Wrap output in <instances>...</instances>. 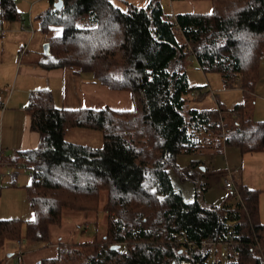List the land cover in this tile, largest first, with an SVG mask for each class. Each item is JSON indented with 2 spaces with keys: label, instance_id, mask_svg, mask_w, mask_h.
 Segmentation results:
<instances>
[{
  "label": "trees",
  "instance_id": "1",
  "mask_svg": "<svg viewBox=\"0 0 264 264\" xmlns=\"http://www.w3.org/2000/svg\"><path fill=\"white\" fill-rule=\"evenodd\" d=\"M55 1L38 16L48 43L42 54L64 76L86 71L127 91L131 106H55L48 88L28 95L38 144L7 154V162L30 172L25 188L33 218L0 219V264L7 241L49 243L65 210L90 215L93 234L58 243L56 254L39 264H264L261 190L234 181L219 205L205 204L197 192L185 201L168 173L199 166L198 158L177 166L179 154L224 145L240 153L264 149V121L254 120L245 102L264 55V0H210V12L176 14H165L158 1L128 10L112 0H62L59 9ZM0 17L20 19L14 0H0ZM186 56L204 73H218L224 88H239L243 101L231 108L218 100L215 108L187 107L189 93L196 89L200 98L207 90L191 86L180 69ZM75 128L99 133L101 144L66 139ZM216 248L224 249V261Z\"/></svg>",
  "mask_w": 264,
  "mask_h": 264
},
{
  "label": "rangeland",
  "instance_id": "2",
  "mask_svg": "<svg viewBox=\"0 0 264 264\" xmlns=\"http://www.w3.org/2000/svg\"><path fill=\"white\" fill-rule=\"evenodd\" d=\"M42 1L44 0H37L32 10L30 8L33 27L36 29L33 42L38 44L40 49L46 43L43 39V37L45 38L44 33L38 30L40 27L38 16L45 10L38 7V5H42ZM45 1L48 8L50 4L48 0ZM157 1L165 14L207 13L212 10L210 0H112L116 6L124 10H128L129 6H145L149 2ZM16 2L18 0H14L15 6ZM28 3L29 0L25 5L21 2L16 7L20 13L18 20L26 22L25 24L28 23L29 18L30 4L28 6ZM1 20L6 21L0 17ZM27 51H29V56H20L21 62L34 57L33 47ZM180 69L186 72L191 86H199L202 91L210 90L200 98H195L196 89L189 93L186 96V106L189 108H215L216 100L225 107L231 108L235 103L242 102L244 99L239 88H224L218 73H204L199 68L197 61L190 56L183 58ZM53 95L55 106L93 108L110 106L116 109H127L131 106L127 91L110 89L96 82L92 74L86 71L79 75L65 71L63 85L58 84ZM245 102L251 117L256 121H264V55L259 60L256 85L252 93L245 97ZM66 139L93 146L101 144L99 133L87 129H71L67 132ZM195 158L200 160L199 166L190 168L189 172L184 175L178 173L173 167L168 168L173 187L180 191L185 201L193 200L197 192L205 204L219 205L228 193V190L224 188V180L233 177L236 183L261 190L258 199L259 217L260 220H264V149L258 152L240 153L235 146L224 145L217 152H201L197 155L179 154L175 163L177 166L183 167ZM1 173L0 219L20 218L23 221L32 219L33 210L27 200L25 188V185L31 181L30 172L21 166L7 167L4 165L1 168ZM91 222L90 215L84 212L65 210L61 226L51 227L49 243H29L24 239L19 242H5L1 248V254L6 258L3 264H36L41 258L52 257L56 254L58 243L66 245L90 238L93 234L90 228L96 226ZM103 222L104 218L98 220V234L102 233ZM216 252L218 258L224 261V249L218 248Z\"/></svg>",
  "mask_w": 264,
  "mask_h": 264
},
{
  "label": "crops",
  "instance_id": "3",
  "mask_svg": "<svg viewBox=\"0 0 264 264\" xmlns=\"http://www.w3.org/2000/svg\"><path fill=\"white\" fill-rule=\"evenodd\" d=\"M27 1L18 0L16 7L21 2L25 5ZM36 1L29 0L27 24L18 19L0 21V144L4 155L14 150L37 146L39 135L30 129V113L25 107L28 95L39 88H48L53 95L55 87L58 84L63 85L65 77L64 70L53 66L51 60L42 54L43 47L40 49L38 44L33 42L36 29L33 27L30 8L32 10ZM41 4L38 5L41 10L47 8L45 0ZM29 29H32V32ZM23 45L26 46V51L33 47L35 55L32 59L21 62L19 51ZM28 54L29 51L23 56ZM262 222L264 224V220Z\"/></svg>",
  "mask_w": 264,
  "mask_h": 264
},
{
  "label": "built area",
  "instance_id": "4",
  "mask_svg": "<svg viewBox=\"0 0 264 264\" xmlns=\"http://www.w3.org/2000/svg\"><path fill=\"white\" fill-rule=\"evenodd\" d=\"M22 28H24V27L22 26ZM1 31L2 30L0 29V34H1ZM29 31L32 32V29H29ZM25 52H26V46L23 45L19 51L20 56H22ZM1 106L3 107L4 105L1 104ZM4 165L7 167L9 166L8 162H7V156L3 155L1 144H0V180L2 179L1 168ZM233 185H234L233 177L224 180V188L225 189L230 190L233 188Z\"/></svg>",
  "mask_w": 264,
  "mask_h": 264
},
{
  "label": "water",
  "instance_id": "5",
  "mask_svg": "<svg viewBox=\"0 0 264 264\" xmlns=\"http://www.w3.org/2000/svg\"><path fill=\"white\" fill-rule=\"evenodd\" d=\"M53 6L57 9H59L61 6H62V0H56L54 3H53ZM43 51L44 53H47L48 52V43H44L43 44ZM113 249H117L118 248V245H113L112 246ZM8 256H10V254H8ZM36 264H39V261L36 263Z\"/></svg>",
  "mask_w": 264,
  "mask_h": 264
}]
</instances>
